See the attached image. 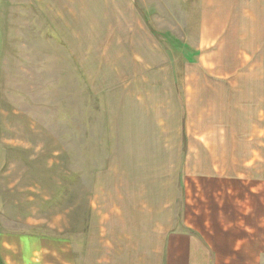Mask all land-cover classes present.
<instances>
[{
    "label": "rangeland",
    "instance_id": "rangeland-1",
    "mask_svg": "<svg viewBox=\"0 0 264 264\" xmlns=\"http://www.w3.org/2000/svg\"><path fill=\"white\" fill-rule=\"evenodd\" d=\"M120 1L0 0V255L107 264L109 197L141 193L209 236L211 264H264L262 6L210 17L204 44L176 0ZM111 29L144 33L136 65L101 52ZM237 71L235 96L205 95Z\"/></svg>",
    "mask_w": 264,
    "mask_h": 264
},
{
    "label": "crops",
    "instance_id": "crops-1",
    "mask_svg": "<svg viewBox=\"0 0 264 264\" xmlns=\"http://www.w3.org/2000/svg\"><path fill=\"white\" fill-rule=\"evenodd\" d=\"M126 1L127 0H123L119 2L120 5L123 4L121 5L122 7H119V11L122 10L120 17H131V15H133L132 7H134L135 10L141 11L136 5L135 0H132L134 6ZM129 1L132 2L131 0ZM82 3L84 2L82 1ZM92 4L95 3L92 2ZM244 4L246 7L260 5L264 11V0L175 1L177 11L187 14L186 16L189 17L188 31L192 34L191 36L197 35L204 44L210 39V33L207 28L209 26L208 19L210 17H233L238 13L240 6ZM228 6H230V8H228ZM233 6H235V9L232 8ZM125 11L126 13L123 14ZM241 15V13H238L236 16L243 17ZM117 17H119V15H117ZM195 25L198 27H195ZM113 29L110 31H103L101 36H99V38L103 37L105 39L101 42V45L105 50L103 49L101 52L104 51L111 54V60L116 64L118 62L117 65L123 64L125 67L127 66L126 64L129 63V68L132 64L136 65L137 54L141 56L146 54V50L144 49V47L146 48V44H144L145 41L142 39L145 36L144 33L142 37L140 35H129V33H125V31L121 32V30L114 31ZM203 29H205V31ZM202 32L204 33L202 34ZM118 39L122 40L117 41ZM191 42H194V44L191 43L192 45H196V39L195 41L191 40ZM103 43H106V46H104ZM95 45L96 44L93 43L94 47ZM224 54L228 56L229 50ZM252 54L253 52L251 55L244 54V60H251ZM229 57L230 56H228V58ZM205 60L204 62L202 61V65L207 67ZM239 61V58H235L234 61L232 60L234 63H238ZM90 67L95 69V65H90ZM143 68L144 67L142 66L140 69ZM220 68H222V66L219 65V69ZM103 69L110 71V73L112 72L109 65H106V68ZM226 74L229 75V73ZM217 75L222 76L220 74ZM238 77L239 73L237 71L230 77L212 78V81L207 82L206 84L209 86H221V93L218 91V93H214L207 90L206 92L204 91L205 95L209 96L211 99L216 98L218 101H223L222 99H224V96L227 98L232 97V94L235 96L234 88L239 85ZM205 80L207 81L206 78ZM222 90L224 94L222 93ZM194 93H199V90L195 88ZM218 96H222L221 99H219ZM147 191L148 190H144L140 192L147 193ZM180 192L183 193V190H178V197L180 196ZM155 194L154 197L156 198L163 199L166 197L162 194V191ZM141 196V193H139L137 196L139 199L137 200H133V198L122 199V197L112 200V196L109 197L107 210L109 245L107 251V264H211L213 249L211 247L212 242L209 240L207 234L200 233L199 230L190 227V224H192L191 222H193L192 220H190L191 222L189 224L188 218H184V220L177 217L178 213L174 212L175 215L173 212L169 213L167 209L170 207V204L168 203L165 205H160L162 202L158 205L155 203V207H151L152 211H146L147 209L145 208L147 207L144 206ZM150 197L153 196L150 195ZM103 219L105 218H101V220ZM181 221L182 225L180 226ZM193 227L196 229L199 228L195 225ZM63 238L64 237H61L60 239L61 253L65 250L63 246L65 245L64 241L67 240L65 238L64 240ZM76 250L81 257L82 253L85 252L84 244H79L78 242ZM0 259H2L5 264H17L9 257L5 258L0 255ZM59 259L62 264H71L67 262V258L64 256L61 257L60 255ZM97 261L99 262V257H97ZM76 262L81 264L79 258H77Z\"/></svg>",
    "mask_w": 264,
    "mask_h": 264
},
{
    "label": "trees",
    "instance_id": "trees-1",
    "mask_svg": "<svg viewBox=\"0 0 264 264\" xmlns=\"http://www.w3.org/2000/svg\"><path fill=\"white\" fill-rule=\"evenodd\" d=\"M0 264H2L1 261H0Z\"/></svg>",
    "mask_w": 264,
    "mask_h": 264
}]
</instances>
